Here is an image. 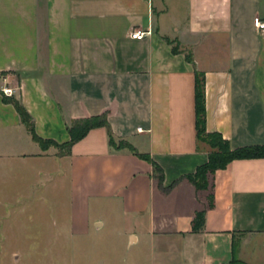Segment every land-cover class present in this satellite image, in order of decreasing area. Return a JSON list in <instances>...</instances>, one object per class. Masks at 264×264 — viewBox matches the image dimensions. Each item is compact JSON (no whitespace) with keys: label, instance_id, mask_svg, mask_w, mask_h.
<instances>
[{"label":"crops","instance_id":"1","mask_svg":"<svg viewBox=\"0 0 264 264\" xmlns=\"http://www.w3.org/2000/svg\"><path fill=\"white\" fill-rule=\"evenodd\" d=\"M256 20L264 0H0V264H77L17 261L22 248L7 238H21L23 252L78 253L82 237L101 233L102 212L145 264H264V158L216 171L211 192L184 179L208 158L196 141L194 68L204 74L206 131L232 148L264 146ZM135 30L149 34L134 40ZM12 101L56 146L72 121L107 113L113 139L136 152L112 149L104 127L68 155L43 149ZM138 155L160 167L162 186ZM50 197L61 209L49 210Z\"/></svg>","mask_w":264,"mask_h":264},{"label":"trees","instance_id":"2","mask_svg":"<svg viewBox=\"0 0 264 264\" xmlns=\"http://www.w3.org/2000/svg\"><path fill=\"white\" fill-rule=\"evenodd\" d=\"M172 45V52L178 53L176 46ZM185 58L188 62L192 63L190 54H186ZM17 113L19 114L21 121L29 130L32 139L37 142L43 149L50 146H56L52 141L42 140L38 138L34 132L32 120L26 110L16 101H12ZM194 110H195V132L196 141L199 145L207 148L208 158L207 162L196 168L193 174L187 175L184 179L188 180L197 191H210L212 185L210 183V177L218 170H223L229 163L234 160H246V159H262L264 158V146H247L240 148H232L230 143L223 139L219 133H208L206 131L205 120V94H204V74L197 71L194 68ZM104 127L107 130L109 136V146L114 150L128 149L132 153H135V149L124 141L116 142L110 130V126L107 121V113H102L97 116H91L87 118H81L72 121L68 126L67 131L69 134V141L63 145H57L59 149V155H68L71 147L82 140L90 130L95 128ZM139 158L148 162L153 169L154 178L158 184L162 186L163 176L160 167L153 162L148 155H138ZM172 186L165 189L168 191ZM213 207V195L209 194L207 199V205L204 210L195 213L192 220V232H200L204 227V219L206 209ZM233 254H235V246H232ZM229 264H244L232 258Z\"/></svg>","mask_w":264,"mask_h":264},{"label":"rangeland","instance_id":"3","mask_svg":"<svg viewBox=\"0 0 264 264\" xmlns=\"http://www.w3.org/2000/svg\"><path fill=\"white\" fill-rule=\"evenodd\" d=\"M47 204L50 211L53 207L56 209L57 207L60 209L62 207V204H57L55 200L52 201L51 197L49 198ZM94 213L100 214L101 210L97 209L92 212V214ZM101 215L104 222V227L101 233L99 235L90 233L88 236L82 237V247L81 251L78 253H69L64 254L63 256L62 254L57 253L47 254L23 252V249L25 248L21 247L18 242V240L21 238H7V241L10 240L11 244H13L15 248H22V252L17 254L20 255V258L17 259V261L22 262H56L59 260V257H61V260L65 259L68 261H75L77 264H138L137 261H139L140 264H145L142 258H137L142 256V254L139 253L135 248L126 251L123 247H121V240L115 235V231L118 229L117 222L108 220L105 212H102ZM11 256V254L5 253L2 255V258L15 262L14 257Z\"/></svg>","mask_w":264,"mask_h":264},{"label":"built area","instance_id":"4","mask_svg":"<svg viewBox=\"0 0 264 264\" xmlns=\"http://www.w3.org/2000/svg\"><path fill=\"white\" fill-rule=\"evenodd\" d=\"M255 28L258 32L260 33H264V20H256L255 21ZM149 34V32H144V31H139V30H135L134 32H132L130 34V38L134 39V40H142L144 39L147 35ZM4 95L10 97L12 96L13 92L10 89H4L3 90Z\"/></svg>","mask_w":264,"mask_h":264}]
</instances>
